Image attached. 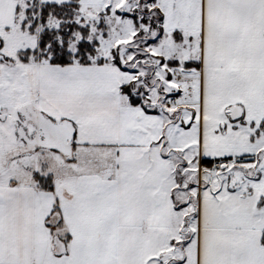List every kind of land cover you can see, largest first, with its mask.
<instances>
[{"label": "snow or ice", "instance_id": "6c2138e0", "mask_svg": "<svg viewBox=\"0 0 264 264\" xmlns=\"http://www.w3.org/2000/svg\"><path fill=\"white\" fill-rule=\"evenodd\" d=\"M0 264H264V0H0Z\"/></svg>", "mask_w": 264, "mask_h": 264}]
</instances>
